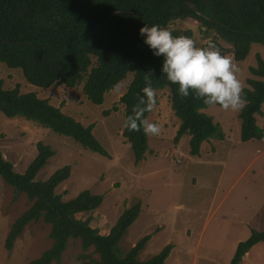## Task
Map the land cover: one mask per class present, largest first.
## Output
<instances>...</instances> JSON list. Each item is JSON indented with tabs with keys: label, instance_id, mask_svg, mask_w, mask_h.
Returning <instances> with one entry per match:
<instances>
[{
	"label": "trees",
	"instance_id": "16d2710c",
	"mask_svg": "<svg viewBox=\"0 0 264 264\" xmlns=\"http://www.w3.org/2000/svg\"><path fill=\"white\" fill-rule=\"evenodd\" d=\"M186 0H0V63L11 69H21L25 80L36 87L82 85V91L94 104H102L106 93L132 73L127 90L120 97L124 106V120L132 115L141 89L150 84L153 91L167 87L171 108L180 120L176 141L187 134L189 152L198 155L200 145L210 138L224 140L220 125L204 110L209 106L200 100L181 98L176 85L169 84L160 73L161 58L152 55L138 35L148 24L165 26L174 36L191 37L196 46L212 41L222 55L232 54L236 61L244 60L253 44L264 45V0H188L199 11L217 22L198 16L185 4ZM120 11L113 16L112 13ZM197 23L200 38L183 24ZM207 33L213 39H205ZM212 38V37H211ZM220 42L229 46L223 47ZM149 75L145 79V74ZM251 77L242 87L244 106L240 109L241 141L261 140L264 128L257 124L264 106V58L259 55L250 67ZM155 100V94H154ZM0 112L8 118L23 117L80 143L103 156L108 152L93 134L94 124L83 125L62 112L47 98L34 91L21 92L20 84L4 88L0 81ZM149 111L142 114L146 119ZM122 135L130 144L134 162L145 159L147 135L142 131H128ZM38 154L23 173L13 169L0 151V176L17 193H24L30 207L12 224L5 246L12 249L15 239L30 222L42 219L50 225L51 246L28 264L59 263L71 239L80 240L83 250L90 247L98 259L89 254L79 258L84 264H165L172 244H167L151 258L140 261L137 256L151 238L143 236L124 256L118 246L130 225L141 213L136 202L123 212L109 228L100 234L90 226L91 217L80 219L78 213L97 209L103 195L85 189L74 198L64 201L56 193L57 186L66 180L71 167L55 170L46 180H36L38 172L47 164L54 151L42 141L37 143ZM264 241V230L251 229L249 237L238 242L230 264H238L254 245Z\"/></svg>",
	"mask_w": 264,
	"mask_h": 264
},
{
	"label": "rangeland",
	"instance_id": "374dc122",
	"mask_svg": "<svg viewBox=\"0 0 264 264\" xmlns=\"http://www.w3.org/2000/svg\"><path fill=\"white\" fill-rule=\"evenodd\" d=\"M184 25L200 38L195 21L188 20ZM208 38L213 39V34L207 33L201 44ZM220 44L229 48L223 42ZM259 55L264 58V45L256 43L244 60L224 55L238 66L242 87L247 85L250 67L256 65ZM131 78L129 73L97 105L88 100L82 85L41 89L29 84L21 69L0 63L4 88L19 83L21 92L34 91L83 125L94 124L93 134L108 152V156L100 155L34 121L19 116L8 118L0 112L3 158L13 164L16 172L23 173L38 154L37 143L50 145L54 154L35 179L44 181L55 170L69 165L70 176L57 186L56 193L64 201L85 189L103 195L97 209L78 213L76 217L83 220L91 217L90 226L104 235L124 209L136 202L144 203L152 189H140L141 175L151 173L147 179L151 178L154 185L152 203L157 210L146 206L141 209L122 237L118 255L124 256L143 236L150 234V240L137 256L140 261L151 258L170 243L173 247L165 264H230L238 242L247 239L251 229L264 230V137L241 141L240 110L209 106L204 111L220 125L226 139L207 140L200 145L198 159L189 152L187 134L175 140L180 121L171 108L170 91L165 87L154 91V106L146 118L159 126V133L148 135L149 151L136 164L130 144L122 135L124 106L120 103ZM261 109L263 114L256 120L264 128V106ZM30 205L24 193H17L0 176V264H28L51 246L50 225L39 219L26 225L12 249L6 248L12 224ZM85 254L98 259L92 247L83 250L80 240L71 239L60 262L52 264H84L79 257ZM238 264H264V241L254 245Z\"/></svg>",
	"mask_w": 264,
	"mask_h": 264
},
{
	"label": "clouds",
	"instance_id": "9594fccd",
	"mask_svg": "<svg viewBox=\"0 0 264 264\" xmlns=\"http://www.w3.org/2000/svg\"><path fill=\"white\" fill-rule=\"evenodd\" d=\"M152 55L161 58L160 73L181 98L200 100L207 106L238 111L244 106L242 85L238 79V66L222 55L212 41L196 46L189 36H174L159 24H144L138 32ZM151 72L145 74L147 80ZM154 91L150 84L141 89L132 115L126 117L123 127L128 131H142L145 135H158L159 126L142 119L144 112L154 106Z\"/></svg>",
	"mask_w": 264,
	"mask_h": 264
},
{
	"label": "crops",
	"instance_id": "0c3cea01",
	"mask_svg": "<svg viewBox=\"0 0 264 264\" xmlns=\"http://www.w3.org/2000/svg\"><path fill=\"white\" fill-rule=\"evenodd\" d=\"M148 117V116H147ZM180 121V120H179ZM184 136V135H183ZM182 136V137H183ZM147 137H148V135H147ZM181 137V138H182ZM180 138V139H181ZM226 139V138H225ZM209 140V139H208ZM207 141V140H206ZM206 141H203L202 143H201V145L202 144H205L206 143ZM147 151H149V145H148V150ZM196 157H198V159L199 158H201V146H200V151H199V154L196 156ZM151 173H142V175H141V179L143 180V182L140 184V189L141 188H145V187H147L146 188V190H149V189H152V192L150 193V195H148V196H146V198L145 199H143V201H144V203L141 205V209L143 210V209H145V206H146V208L148 207V208H150V209H152V210H157V209H154V206H153V203H154V200H153V198H152V194H153V192H154V185L151 183V181H150V179H147L148 177H149V175H150ZM151 176H153V174L151 175ZM148 184H152V185H148ZM152 201H153V203H152ZM157 203H159L158 201H157ZM160 204V203H159ZM150 240V239H149ZM259 244V243H258Z\"/></svg>",
	"mask_w": 264,
	"mask_h": 264
},
{
	"label": "water",
	"instance_id": "95a60500",
	"mask_svg": "<svg viewBox=\"0 0 264 264\" xmlns=\"http://www.w3.org/2000/svg\"><path fill=\"white\" fill-rule=\"evenodd\" d=\"M185 4L188 6V8H189L190 10H192V11H193L194 13H196L198 16H200V17H204V18L207 19L208 21L217 22L216 20L212 19L211 17H209V16L205 15L204 13H202L201 11H199L198 8H197V6H196L193 2L186 0V1H185ZM118 12H120V11H115L114 13H112L111 16H113L114 14H116V13H118ZM245 255H246V254H244L243 256H245Z\"/></svg>",
	"mask_w": 264,
	"mask_h": 264
}]
</instances>
